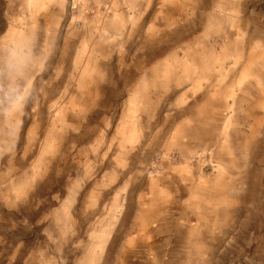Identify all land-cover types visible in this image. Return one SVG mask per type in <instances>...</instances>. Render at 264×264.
<instances>
[{"label":"rangeland","instance_id":"1","mask_svg":"<svg viewBox=\"0 0 264 264\" xmlns=\"http://www.w3.org/2000/svg\"><path fill=\"white\" fill-rule=\"evenodd\" d=\"M176 168L198 239L124 254ZM0 264H264V0H0Z\"/></svg>","mask_w":264,"mask_h":264},{"label":"crops","instance_id":"2","mask_svg":"<svg viewBox=\"0 0 264 264\" xmlns=\"http://www.w3.org/2000/svg\"><path fill=\"white\" fill-rule=\"evenodd\" d=\"M150 184L148 193L132 200L124 213L132 217L134 224L126 236L124 254L165 253L158 249L183 247L186 240L198 239V231L203 229L199 218L198 171L180 172L176 168ZM124 209L125 205L123 212Z\"/></svg>","mask_w":264,"mask_h":264},{"label":"built area","instance_id":"3","mask_svg":"<svg viewBox=\"0 0 264 264\" xmlns=\"http://www.w3.org/2000/svg\"><path fill=\"white\" fill-rule=\"evenodd\" d=\"M176 158H177V154H171V155H170V159H171L172 161L175 160ZM179 158L181 159V157H179ZM154 165H155V166L158 165L157 160L155 161ZM150 172H152V171H150Z\"/></svg>","mask_w":264,"mask_h":264},{"label":"clouds","instance_id":"4","mask_svg":"<svg viewBox=\"0 0 264 264\" xmlns=\"http://www.w3.org/2000/svg\"><path fill=\"white\" fill-rule=\"evenodd\" d=\"M16 91H21V89L17 88ZM20 99L23 100V101H26V97L25 96H21Z\"/></svg>","mask_w":264,"mask_h":264}]
</instances>
